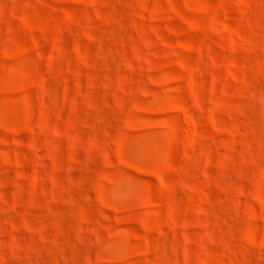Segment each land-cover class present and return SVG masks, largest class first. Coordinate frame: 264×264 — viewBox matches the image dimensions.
Returning <instances> with one entry per match:
<instances>
[{
    "label": "rangeland",
    "instance_id": "obj_1",
    "mask_svg": "<svg viewBox=\"0 0 264 264\" xmlns=\"http://www.w3.org/2000/svg\"><path fill=\"white\" fill-rule=\"evenodd\" d=\"M0 264H264V0H0Z\"/></svg>",
    "mask_w": 264,
    "mask_h": 264
}]
</instances>
